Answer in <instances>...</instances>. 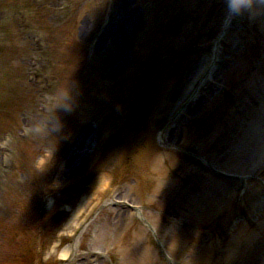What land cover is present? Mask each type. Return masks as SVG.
Masks as SVG:
<instances>
[{
    "label": "rangeland",
    "instance_id": "rangeland-1",
    "mask_svg": "<svg viewBox=\"0 0 264 264\" xmlns=\"http://www.w3.org/2000/svg\"><path fill=\"white\" fill-rule=\"evenodd\" d=\"M75 1V12H77L81 0H0V36L3 38L0 42V129L13 132L17 143V146L16 143L14 145L15 150L23 141L21 132L29 131L30 139H43L41 143L33 146L32 142L29 144L32 148L27 149L29 156L30 152L32 153L30 164H35L36 169L40 158L45 154L44 148L50 142L61 145L62 141H69L77 133L78 128L74 123L68 122L66 127L63 126L65 123L61 124L64 129L59 131L61 126L52 121L61 111L57 109V104H50L49 97H56L52 92V78H47V82L41 86H37L34 80L32 83L29 82L28 76H33L36 72L29 65L32 57H38L40 60L38 73L45 72L47 66L52 68L47 52L32 51L34 44L32 35L40 34L50 40L54 33L60 32L65 27L62 25L63 16L74 10ZM108 2L110 3V0ZM156 2L159 0H128L126 4L130 8L127 10V8L123 9V2L120 5V0H112L111 4L116 3L117 8L113 7L111 15L113 18L116 15L120 25L122 19L129 15L130 18L128 17L127 20L130 22L131 34L122 35L119 40L116 36L112 37L104 51H99L92 45V38L96 32L88 30L93 26L94 18L89 17L86 20L82 18L81 24L77 18L74 21L79 27L76 32V42L79 45H84L82 42L87 43L88 51H91L92 47L95 48L92 50L97 60L98 54L109 57L113 48H116L117 41L120 42L119 48L125 50L126 58L132 60L134 47L143 38L139 36L144 26H148V21L151 18L155 19L154 15H156L158 21L166 23L175 15L176 20L173 19L175 20L173 22L178 26L172 38L161 41L159 48L164 59L161 63L162 68L166 71L168 68L166 63L174 58L179 68V81L174 90H168L169 87L164 85L166 79L161 77L157 86L163 85L159 87L162 93L150 92L151 99H148L144 105V108L151 106L150 113L145 111L137 114L139 112L137 109H131L129 116L141 117L147 134L151 129L154 131L159 125L168 122L169 115L183 95L181 88L189 83L191 76L206 56H216L219 70L213 82L221 83L226 88L218 92L208 88V85L205 86L204 93L208 94L206 99L194 113L181 119V128L170 140L172 146L169 148L172 152L171 155L169 154L170 157L163 159L161 164L156 166L159 174L157 182L154 183V190L146 189L140 181L141 178L134 175L135 183L126 196L131 201L145 206L148 219L157 228V237L166 241L169 252L174 257L173 264H264V185L258 183V180L264 177V0H242L238 17L231 22L229 30L218 44L216 43L217 26L222 22L223 0H170L168 3L167 0H160L158 4ZM61 3L66 6H60ZM111 4L105 5L103 10L109 11ZM170 4L172 6H169ZM28 9L37 10V15L34 18L27 17ZM39 16H41V27L37 29L41 31L36 30L35 24L32 23ZM13 23L18 25L15 26ZM11 28H14L17 34L6 39L4 33L8 34L6 29ZM83 28L85 31L82 32ZM67 29L70 30L69 27ZM196 32H206L207 35L201 37L200 43L196 44L195 47L198 49H193L192 40L187 38L190 33L194 35ZM61 33L64 36L68 35L67 31L62 30ZM163 47H165L164 55H169L168 60L163 55ZM188 49L191 52V63L181 53V50ZM54 55L61 61L66 57L62 50L60 52L55 50ZM84 59L87 68H85L86 76L83 78L97 76L98 73L91 68L88 55ZM151 71V67H147L145 73L151 75ZM51 72L52 70L49 71L50 74ZM119 73L110 77L101 71V74L107 76L101 77V80L105 81L102 82L105 87L111 85L115 87ZM76 75L78 74L73 72L75 80ZM136 81L132 85L133 89L128 90L129 80H123L121 84L119 82L115 88L120 101L121 99L131 101V107L140 99L137 89L140 91L147 88L145 78L140 77ZM173 83L171 81L170 86ZM77 84L76 92H80L84 98L92 94L89 89L79 90L82 87V80ZM20 88L24 94L20 93ZM226 91L229 92V97L223 96L222 93ZM160 95L162 100L159 104L156 98H161ZM155 102L158 103V109L152 113V104ZM125 111L127 112V109ZM112 112L114 111H106L105 114L109 113L112 116ZM118 115L121 116L122 113L119 112ZM25 117L29 118V124L25 122ZM98 131L101 139L102 130L95 123L91 137L73 162L69 170L70 174L61 180L58 190L63 189L76 177L89 172V164L97 154L94 137ZM188 152L194 153V158L190 159L192 157L190 155L187 157ZM212 156L216 157L217 166L248 179L249 185L245 192L237 183L226 182L209 173L205 168V162L201 159L208 160ZM178 169L179 173L176 172ZM107 171L105 170L103 174H107ZM168 171H171V175ZM96 178L97 175L94 174L88 181L85 180L87 181L86 196L83 200L79 199L77 206L73 208V212L77 213L79 204L83 207L76 220L82 218L84 212L98 198V193L101 194L92 186ZM39 179L40 176L36 175V178L31 177L29 181L26 176H19L11 171L6 172L0 167V236L3 235L2 227H6V224L13 229L15 224L22 222L18 217V208H16L17 217L7 218L11 212L7 210L14 207L15 201L26 204L29 208L34 206L35 209L46 187L44 184L46 177L44 176V181L40 183ZM124 184L120 183V186ZM100 196L102 198L104 195ZM12 199L15 200L13 203ZM55 204L56 201L51 206L52 218L46 224L47 232H51L56 226L61 227V224H55L62 218L63 211ZM233 210L236 212L231 215ZM23 211L26 221L33 224L34 216L31 215L30 218L26 210L20 207V212L24 213ZM30 211L33 213L32 209ZM28 213L30 214L29 210ZM100 214L103 218L108 215L105 210ZM230 215L240 216L238 229L231 235L233 238L229 243L217 240L218 233L214 234L217 230L211 232L209 226L217 221L223 225ZM136 221L130 219L129 212L122 210L115 226L103 229L104 232L98 237L97 248L105 250L109 255L106 264H165L157 253L155 236L143 229L138 220ZM36 227L39 228L37 225ZM72 231L73 229L70 233ZM21 238L24 244L27 241L33 242L37 249L35 253L38 252V240H31V235L26 239L23 234ZM63 239L64 243L57 246L55 251L51 248L53 243L46 244L47 250L44 251L43 257H47V264L61 261L62 250L68 240L67 237ZM83 243L84 240L82 246ZM0 244V251L8 250V245L1 242ZM2 259L4 262H13L10 257H2ZM90 259L94 260V257ZM98 264L104 263L99 260Z\"/></svg>",
    "mask_w": 264,
    "mask_h": 264
},
{
    "label": "bare ground",
    "instance_id": "bare-ground-1",
    "mask_svg": "<svg viewBox=\"0 0 264 264\" xmlns=\"http://www.w3.org/2000/svg\"><path fill=\"white\" fill-rule=\"evenodd\" d=\"M127 2H128V0H126ZM130 8V7H129ZM128 8V9H129ZM127 9V10H128ZM151 23V22H150ZM149 28V27H148ZM129 34H130V32H129ZM124 61V60H123ZM124 62H126V61H124ZM203 101V100H202ZM202 101H200L198 104H197V106H196V108H195V111H196V109L199 107V105L201 104V102ZM178 130H179V128H177ZM90 134L91 133H89V135H88V137L90 136ZM174 134V132H172V134H171V136ZM87 142V139H86V141L83 143V145L81 146V148L79 149L80 151H81V149L83 148V146L85 145V143ZM117 155H119V153L118 152H113V153H109L108 155H106V158H107V162H108V158H114V157H116ZM105 158V159H106ZM72 163H70V165H71ZM69 165V166H70ZM157 166H158V163H157ZM105 175L104 174H102L101 175V177H99L98 179H97V181H96V184L98 185V191H101V189H103V188H105V185H106V181H105ZM105 181V182H104ZM131 189V188H130ZM82 210H80L79 211V213L81 212ZM64 256H66L67 255V253H64L63 254Z\"/></svg>",
    "mask_w": 264,
    "mask_h": 264
}]
</instances>
